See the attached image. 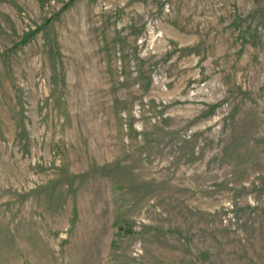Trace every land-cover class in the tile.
<instances>
[{
  "label": "rangeland",
  "instance_id": "obj_1",
  "mask_svg": "<svg viewBox=\"0 0 264 264\" xmlns=\"http://www.w3.org/2000/svg\"><path fill=\"white\" fill-rule=\"evenodd\" d=\"M0 264H264V0H0Z\"/></svg>",
  "mask_w": 264,
  "mask_h": 264
}]
</instances>
